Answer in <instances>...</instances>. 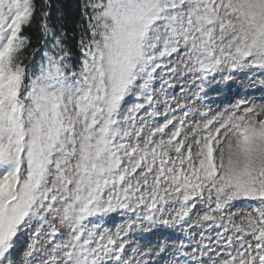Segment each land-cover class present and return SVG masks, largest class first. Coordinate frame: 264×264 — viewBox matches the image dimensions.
Returning a JSON list of instances; mask_svg holds the SVG:
<instances>
[{
	"label": "snow or ice",
	"instance_id": "snow-or-ice-1",
	"mask_svg": "<svg viewBox=\"0 0 264 264\" xmlns=\"http://www.w3.org/2000/svg\"><path fill=\"white\" fill-rule=\"evenodd\" d=\"M77 7L74 53L51 0H0V264H147L157 226L154 264H264V104L168 92L264 75V0Z\"/></svg>",
	"mask_w": 264,
	"mask_h": 264
},
{
	"label": "rangeland",
	"instance_id": "rangeland-1",
	"mask_svg": "<svg viewBox=\"0 0 264 264\" xmlns=\"http://www.w3.org/2000/svg\"><path fill=\"white\" fill-rule=\"evenodd\" d=\"M217 82L211 86L205 85L204 92H199L197 84L190 82V78L180 82L173 81L174 88L168 89L170 96L180 97L182 104L195 106L200 112H209V115H214L217 111H221L240 100H246L255 103L257 106L264 104V75L256 73L253 75L251 72H237L232 74V79L223 80L220 76L216 78ZM183 84L186 98L180 92V85ZM206 93V95H205ZM171 102V101H170ZM174 106V105H173ZM179 115V112L177 113ZM114 221H119V217H114ZM147 228L148 226L145 225ZM187 227V226H185ZM203 229L205 235H215L214 232L208 230V225L204 224ZM183 236L179 228L170 229L164 226H157L148 231L140 232L135 231L130 237L129 242L132 247H140L145 252H151V255L142 257L147 264H154L156 260V244L160 242L161 238H172L175 241L176 236ZM200 237L197 236L196 239ZM207 243V241H205Z\"/></svg>",
	"mask_w": 264,
	"mask_h": 264
},
{
	"label": "trees",
	"instance_id": "trees-1",
	"mask_svg": "<svg viewBox=\"0 0 264 264\" xmlns=\"http://www.w3.org/2000/svg\"><path fill=\"white\" fill-rule=\"evenodd\" d=\"M78 0H51L52 3V19L55 20L56 16L59 13H62L65 16V26L68 30V44L72 48L73 52H76L75 49V39L74 34L76 32V26L79 21V9L77 7ZM39 18V17H37ZM33 43L32 47H36L38 44V32L33 30ZM36 59H39L37 55ZM29 60L25 59V63H28Z\"/></svg>",
	"mask_w": 264,
	"mask_h": 264
}]
</instances>
